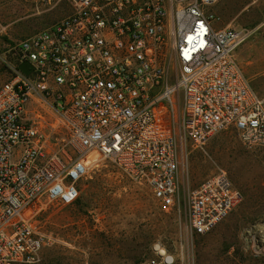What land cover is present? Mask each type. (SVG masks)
I'll list each match as a JSON object with an SVG mask.
<instances>
[{
  "label": "built area",
  "instance_id": "built-area-1",
  "mask_svg": "<svg viewBox=\"0 0 264 264\" xmlns=\"http://www.w3.org/2000/svg\"><path fill=\"white\" fill-rule=\"evenodd\" d=\"M221 2L38 0L70 14L0 46V264H35L53 247L38 214L74 204L103 162L147 185L171 213L188 142L202 148L234 130L247 148L264 147V95L235 57L256 30L218 28ZM242 202L225 172L210 177L186 199L192 232L212 233ZM155 253L141 264H170Z\"/></svg>",
  "mask_w": 264,
  "mask_h": 264
},
{
  "label": "rangeland",
  "instance_id": "rangeland-1",
  "mask_svg": "<svg viewBox=\"0 0 264 264\" xmlns=\"http://www.w3.org/2000/svg\"><path fill=\"white\" fill-rule=\"evenodd\" d=\"M213 11L220 17L218 28L256 30L235 57L250 86L264 95V0H223ZM69 14L63 4L0 0V46L24 40ZM163 62L169 82H175L169 53ZM185 165L180 208L165 213L147 185L103 162L82 182L74 204H47L38 214V230L57 242L43 249L35 264H141L157 259V247L171 258L170 264H264V147L247 148L229 130L202 148L188 142ZM221 172L241 192L243 202L212 233L198 236L186 215L187 196Z\"/></svg>",
  "mask_w": 264,
  "mask_h": 264
},
{
  "label": "bare ground",
  "instance_id": "bare-ground-1",
  "mask_svg": "<svg viewBox=\"0 0 264 264\" xmlns=\"http://www.w3.org/2000/svg\"><path fill=\"white\" fill-rule=\"evenodd\" d=\"M260 238L262 240V242L264 243V224L260 226ZM156 250L158 252H160V255L164 256L165 255V251L162 250L160 247H157ZM171 259V258H169Z\"/></svg>",
  "mask_w": 264,
  "mask_h": 264
},
{
  "label": "water",
  "instance_id": "water-1",
  "mask_svg": "<svg viewBox=\"0 0 264 264\" xmlns=\"http://www.w3.org/2000/svg\"><path fill=\"white\" fill-rule=\"evenodd\" d=\"M22 69L26 70L24 66L22 67Z\"/></svg>",
  "mask_w": 264,
  "mask_h": 264
}]
</instances>
